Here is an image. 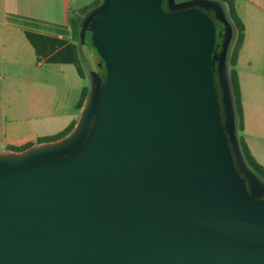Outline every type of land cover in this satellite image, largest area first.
<instances>
[{
    "label": "water",
    "instance_id": "obj_1",
    "mask_svg": "<svg viewBox=\"0 0 264 264\" xmlns=\"http://www.w3.org/2000/svg\"><path fill=\"white\" fill-rule=\"evenodd\" d=\"M162 4L103 0L84 19L105 84L92 76L68 137L0 155V264H264V184L225 73L232 27L216 1ZM201 8L225 28L219 54Z\"/></svg>",
    "mask_w": 264,
    "mask_h": 264
},
{
    "label": "crops",
    "instance_id": "obj_2",
    "mask_svg": "<svg viewBox=\"0 0 264 264\" xmlns=\"http://www.w3.org/2000/svg\"><path fill=\"white\" fill-rule=\"evenodd\" d=\"M87 5L80 0H0V147L33 143L79 122L85 102L81 109L77 103L87 76L83 72L81 78L69 64L38 61L30 37L76 44L69 18L73 8L78 12ZM235 9L244 26L234 67L243 114L240 135L264 167V0H235Z\"/></svg>",
    "mask_w": 264,
    "mask_h": 264
},
{
    "label": "trees",
    "instance_id": "obj_3",
    "mask_svg": "<svg viewBox=\"0 0 264 264\" xmlns=\"http://www.w3.org/2000/svg\"><path fill=\"white\" fill-rule=\"evenodd\" d=\"M220 3L224 9L226 18L231 25L232 29L236 32V40L234 46L231 51V55L229 57V65L231 67V72L228 74V83L229 89L231 93L233 110L236 120L237 131L242 132L243 130V114H242V105L240 100V89L238 78L236 75V71L234 67L237 62L238 53L242 45L243 35H244V26L239 19L236 9H235V0H212ZM103 3V0H93L92 3L87 5L85 8L79 10L76 14H71L69 18V26L73 33L74 41H80V34L83 28L84 17L91 13L93 10L98 8ZM163 6V4H162ZM165 6H163L164 8ZM166 10V9H165ZM200 11H206L205 9H199ZM84 16V17H83ZM219 23H221L219 21ZM222 24V23H221ZM223 25V24H222ZM88 26V24L86 25ZM90 33H85L84 44L91 45L90 41ZM35 37V36H34ZM34 37H30V42L35 50L38 61L44 60L47 64H69L72 65L77 74L83 78V71L81 68L80 56H79V48L75 43H67L63 41L52 40L50 38L36 37L39 41L33 39ZM220 38H218V42ZM99 59V57H98ZM96 77L100 79V87L102 88L105 84L106 75L105 68L103 62L99 59L98 67H96ZM214 83L217 94L220 98V89L218 86L217 74L214 75ZM89 96L88 89H83L81 92V96L77 103V108L81 109L86 98ZM220 109L222 110V106L220 105ZM222 113V111H221ZM222 121L224 120V115H221ZM76 122L71 123L64 130L58 132L55 135L37 138L33 143H26L20 147L8 146V150L11 153L20 154L24 151L38 147L46 144H53L59 142L66 137H68L72 131L74 130ZM238 144L241 151V155L248 166V168L253 172L256 177L261 178L264 181V167L261 166L256 160L252 157L244 138L240 135L238 137Z\"/></svg>",
    "mask_w": 264,
    "mask_h": 264
},
{
    "label": "rangeland",
    "instance_id": "obj_4",
    "mask_svg": "<svg viewBox=\"0 0 264 264\" xmlns=\"http://www.w3.org/2000/svg\"><path fill=\"white\" fill-rule=\"evenodd\" d=\"M92 0H80V5L81 6H84V5H87L89 2H91ZM174 1V4H178L179 1L181 0H173ZM180 3V2H179ZM182 3V1H181ZM222 6V5H221ZM73 14H76L77 11H75V8H73ZM166 9V10H165ZM164 10L167 11L168 10V7L167 5H165L164 7ZM90 13H88L83 19H85L86 17L89 16ZM235 36H236V32L234 31V29H232V38H231V41L229 43V46L226 50V62H225V73H226V77L228 79V74L231 72V67L229 65V57L231 55V51L233 48L232 45L234 46V40H235ZM76 44L79 48V56H80V62H81V68H82V71L85 73V75L87 76L86 78V84H87V89L88 91H91V87H92V79H91V75H95V73L91 70H93V68H96L98 67V64H99V59H98V55H97V52L96 50L92 47V46H87V47H82V45L84 44H81L80 41H76ZM3 84H5L4 86H6L7 82L4 81ZM8 85L11 87V84L8 83ZM88 98V97H87ZM86 98V100H87ZM85 100V104H86V101ZM2 106V103L0 104ZM2 109V108H1ZM235 127H236V136L237 138L240 136V132L237 131V126H236V120H235ZM8 150V146H5V147H0V153L1 152H7ZM10 155V153H8ZM257 179L259 180V182L261 184H264V181L257 177Z\"/></svg>",
    "mask_w": 264,
    "mask_h": 264
},
{
    "label": "flooded vegetation",
    "instance_id": "obj_5",
    "mask_svg": "<svg viewBox=\"0 0 264 264\" xmlns=\"http://www.w3.org/2000/svg\"><path fill=\"white\" fill-rule=\"evenodd\" d=\"M182 2H186V1H189V0H181ZM181 1H179L181 3ZM178 2V3H179ZM167 5V0H163V6ZM188 9H198V7L196 5H190V6H186L184 8H175L173 5H171V11L172 12H175V11H181V10H188ZM168 11V10H167ZM214 22V25H215V28H216V33H217V36H216V40H215V47H214V52L219 54L221 52V49H222V42L224 40V37H225V28L224 26L219 23V21L215 18L214 16V13L211 11V10H206L204 11ZM218 38H220V41L218 42ZM87 47L89 46L88 44H84L82 45V47ZM83 47V49H84ZM214 69V75L216 73V65L213 67ZM92 73H96V68H93V70H91ZM218 95V94H217ZM221 96V95H220ZM219 98V96H218ZM220 100V98H219ZM220 104V103H219ZM220 111H222L220 109ZM222 115V113H220V116ZM224 120L222 121V117H221V123H223ZM260 199H264V197H261Z\"/></svg>",
    "mask_w": 264,
    "mask_h": 264
}]
</instances>
